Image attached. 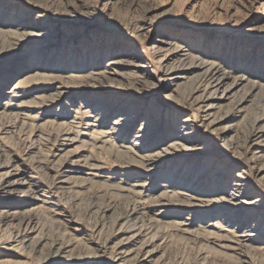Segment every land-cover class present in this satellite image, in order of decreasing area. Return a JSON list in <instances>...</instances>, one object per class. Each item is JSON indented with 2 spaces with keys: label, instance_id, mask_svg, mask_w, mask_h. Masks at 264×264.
I'll return each instance as SVG.
<instances>
[{
  "label": "rangeland",
  "instance_id": "1",
  "mask_svg": "<svg viewBox=\"0 0 264 264\" xmlns=\"http://www.w3.org/2000/svg\"><path fill=\"white\" fill-rule=\"evenodd\" d=\"M205 64L229 76L208 120ZM185 128L180 154L148 160ZM254 129L264 0H0V183L21 184L0 192V264H115L133 237L118 264H264ZM233 192L259 206L230 217Z\"/></svg>",
  "mask_w": 264,
  "mask_h": 264
},
{
  "label": "bare ground",
  "instance_id": "2",
  "mask_svg": "<svg viewBox=\"0 0 264 264\" xmlns=\"http://www.w3.org/2000/svg\"><path fill=\"white\" fill-rule=\"evenodd\" d=\"M139 68H144V67L141 66ZM190 68H192V67H190ZM199 68H202L203 69L201 75H202L203 81L205 82L206 86H205V89L203 90L202 95H200L198 97L197 102L195 101V104L197 105L198 109L200 110V112H201V114L203 116V119L204 120H208V119H210L213 116V114H212V107L214 106V100L213 99L215 97L213 95H211V94H208L207 93V90L208 91L209 90H212V92L219 91V89H221L223 87V85L225 84L226 79L228 80L229 76L220 73V69L218 67L213 66V65L205 64V65H203L202 67H199ZM169 72H172V71H169ZM238 80H242V79L241 78H238ZM188 120L189 119H186V121H188ZM209 123L210 124H213L214 121L213 120H210ZM228 132H229V129H225L224 128L220 133L222 135H226V133H228ZM189 134L190 133H189L188 129L185 128L181 132L180 136L178 137V140H176V142H174L169 147L170 149L164 150L162 153H159L156 156H152L148 160L151 161V162H155V161H157L160 158L163 159V157L164 158L174 157V156L180 154L181 153L180 152L181 151L180 149L183 147V145L181 143L188 141L187 136ZM246 142L250 145V148H253V149H255V147H258L259 145L263 144L264 143V129H259V130H255L254 129V130L250 131L247 134V136H246ZM134 146H137L138 147L139 146V143H134ZM194 151H197V150L196 149H193L192 150V149L186 148V152H194ZM258 173L264 179V166L259 168ZM204 182H205V180L204 179L201 180V178L196 179L193 182H191L190 185H189V188H190L189 194L198 195V193L201 190H203L204 187H205ZM28 184H29V182L25 183V185H28ZM20 185L17 184V183H11L10 181H7L6 183H3V184L0 183V192L11 193V192L15 191V189H17V187L20 186ZM188 197H190V195H188ZM240 198H241V193L233 192L232 194H228L227 196H224L221 199H219V201L217 203L220 204V205L221 204H224L223 205L224 206V209L223 210L225 211L226 214L231 213L230 217L231 216L233 217V215H238L244 209H248V208H251V207H254V209H255V207H258L259 206V204L257 203L256 200H253V201H250L249 200L248 201V200H241ZM192 199L195 200V201L198 200L196 198H192ZM24 201H26V198H25ZM236 228H239L238 229V232H239L238 239L240 241L247 243L251 239H253L252 236L254 235V230H248V229H246L245 223L244 224L243 223H241V224L238 223L236 225ZM134 234L132 236H135ZM259 235H260V233H259ZM133 238L126 239L124 241H121V242L117 243L114 246L113 252L110 253V258H111V260L114 263L115 262L117 263L119 261H124L126 258H128V256H130L132 254V250L133 249L132 250H129L127 248V246L130 245V243H132L133 241H135ZM238 246H239V243H238ZM56 250L58 251V249H56ZM152 255H153V252L152 251H148L145 254H141V253L138 252L137 255L135 256V260L132 263H129V264H141V263H145V262H147L152 257Z\"/></svg>",
  "mask_w": 264,
  "mask_h": 264
}]
</instances>
